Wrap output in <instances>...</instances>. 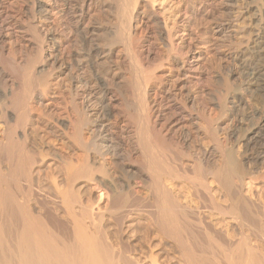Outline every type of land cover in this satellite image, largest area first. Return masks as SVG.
I'll list each match as a JSON object with an SVG mask.
<instances>
[{"label":"bare ground","instance_id":"obj_1","mask_svg":"<svg viewBox=\"0 0 264 264\" xmlns=\"http://www.w3.org/2000/svg\"><path fill=\"white\" fill-rule=\"evenodd\" d=\"M0 264H264V0H0Z\"/></svg>","mask_w":264,"mask_h":264},{"label":"rangeland","instance_id":"obj_2","mask_svg":"<svg viewBox=\"0 0 264 264\" xmlns=\"http://www.w3.org/2000/svg\"><path fill=\"white\" fill-rule=\"evenodd\" d=\"M166 9H168V7H166ZM163 248H168V244H164ZM158 252V251H157ZM156 252V253H157Z\"/></svg>","mask_w":264,"mask_h":264}]
</instances>
